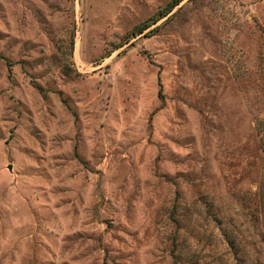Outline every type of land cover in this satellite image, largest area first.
<instances>
[{
  "label": "rangeland",
  "instance_id": "obj_1",
  "mask_svg": "<svg viewBox=\"0 0 264 264\" xmlns=\"http://www.w3.org/2000/svg\"><path fill=\"white\" fill-rule=\"evenodd\" d=\"M173 1L0 0V264H264V0Z\"/></svg>",
  "mask_w": 264,
  "mask_h": 264
},
{
  "label": "trees",
  "instance_id": "obj_2",
  "mask_svg": "<svg viewBox=\"0 0 264 264\" xmlns=\"http://www.w3.org/2000/svg\"><path fill=\"white\" fill-rule=\"evenodd\" d=\"M179 1L180 0H174L170 4L169 8L165 11V13L162 14V16L168 13L176 4L179 3ZM148 26L149 25L139 27L138 33L142 32ZM224 237H226V239H224V242H223V247H222L223 251H222V257H221V261L223 262V264H250L252 263L251 261L250 263H247V261L249 260V254H247L245 247L240 245V241L236 239V236L227 237V235H224ZM256 254L260 256V254H264V253H261V251L259 252V250H257ZM173 264H182V262L178 261V256L176 257V255L174 254H173Z\"/></svg>",
  "mask_w": 264,
  "mask_h": 264
}]
</instances>
